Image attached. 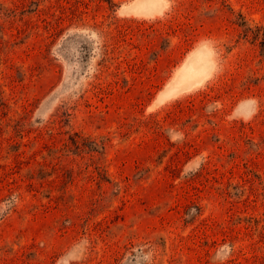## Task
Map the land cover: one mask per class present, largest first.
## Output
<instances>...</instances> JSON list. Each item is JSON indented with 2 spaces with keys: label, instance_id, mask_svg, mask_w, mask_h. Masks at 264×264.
Listing matches in <instances>:
<instances>
[{
  "label": "rangeland",
  "instance_id": "374dc122",
  "mask_svg": "<svg viewBox=\"0 0 264 264\" xmlns=\"http://www.w3.org/2000/svg\"><path fill=\"white\" fill-rule=\"evenodd\" d=\"M0 264H264V0H0Z\"/></svg>",
  "mask_w": 264,
  "mask_h": 264
},
{
  "label": "bare ground",
  "instance_id": "6f19581e",
  "mask_svg": "<svg viewBox=\"0 0 264 264\" xmlns=\"http://www.w3.org/2000/svg\"><path fill=\"white\" fill-rule=\"evenodd\" d=\"M203 54L197 52L186 62L183 67L180 68L175 79L167 88V94H174V92L176 93L177 90L180 91L182 88H189L190 85H196V82L203 80L204 76L208 74L211 67L208 60L206 59V54V57Z\"/></svg>",
  "mask_w": 264,
  "mask_h": 264
}]
</instances>
